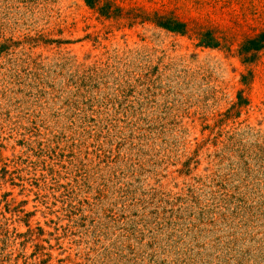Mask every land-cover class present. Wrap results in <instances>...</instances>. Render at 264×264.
<instances>
[{"label":"rangeland","instance_id":"374dc122","mask_svg":"<svg viewBox=\"0 0 264 264\" xmlns=\"http://www.w3.org/2000/svg\"><path fill=\"white\" fill-rule=\"evenodd\" d=\"M261 31L264 0H0V264H264Z\"/></svg>","mask_w":264,"mask_h":264},{"label":"trees","instance_id":"16d2710c","mask_svg":"<svg viewBox=\"0 0 264 264\" xmlns=\"http://www.w3.org/2000/svg\"><path fill=\"white\" fill-rule=\"evenodd\" d=\"M85 5L89 8H94L98 0H83ZM107 5L99 8L100 15L104 17H108ZM155 25L161 29L172 33L183 34L185 32V24L183 22L178 21L176 18L167 15H158L155 14ZM200 44L209 47L215 48L217 47V43L211 37L210 32H205L201 34ZM264 49V31L259 32L257 35L251 38L245 39L239 49L237 50V56L241 57L243 63L251 62L253 58V54L260 50Z\"/></svg>","mask_w":264,"mask_h":264}]
</instances>
